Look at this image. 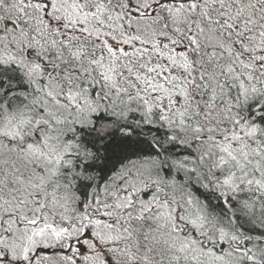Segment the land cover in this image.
Instances as JSON below:
<instances>
[{
	"label": "snow or ice",
	"instance_id": "snow-or-ice-1",
	"mask_svg": "<svg viewBox=\"0 0 264 264\" xmlns=\"http://www.w3.org/2000/svg\"><path fill=\"white\" fill-rule=\"evenodd\" d=\"M0 264H264V0H0Z\"/></svg>",
	"mask_w": 264,
	"mask_h": 264
}]
</instances>
